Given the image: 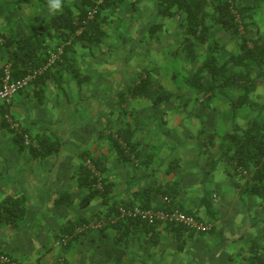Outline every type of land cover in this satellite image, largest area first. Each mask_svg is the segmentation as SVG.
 Segmentation results:
<instances>
[{
	"label": "crops",
	"instance_id": "obj_1",
	"mask_svg": "<svg viewBox=\"0 0 264 264\" xmlns=\"http://www.w3.org/2000/svg\"><path fill=\"white\" fill-rule=\"evenodd\" d=\"M133 1L140 10L145 9L144 15L153 16L155 0ZM246 2L253 8L256 27L250 36L264 38V1ZM11 4L9 8L0 4V33L11 34L13 39L24 31L33 35L50 16L45 8L39 11ZM164 22L159 43L179 47L173 37L165 39L174 24ZM129 23L124 22L122 36L117 39L135 41L139 32L130 23L133 31L127 33ZM148 25L143 22L144 31ZM212 36L223 47L219 60L238 51L229 33L216 28ZM141 38L147 44L152 40ZM107 44L115 50L118 47ZM86 48L78 42L64 62L41 73L26 90L0 105V203L23 198L26 208L15 228L0 224V255L14 264H251L255 247L264 249V231H257L264 228V201L241 193L240 175L232 164L219 159L208 135H221L234 123L243 126L264 114V85L251 95L255 106L250 108L233 111L220 96L205 107L186 82L192 69L184 67L183 58L160 50V54L150 52L149 59V51L144 49L146 55H138L142 67L149 65L146 69L154 75L153 81L164 89L165 79L173 80L172 85L177 86L173 85L170 94L176 97L155 106L150 95L122 104L119 95L138 82L134 72L128 74V83L112 80L108 85L102 82L103 71L96 69L93 58L85 56ZM8 54L0 46V85ZM80 58L83 69L77 65ZM160 64L166 69L160 70ZM192 103L199 108H192ZM5 114L18 124V131L3 122ZM217 119L221 126L216 125ZM205 124L208 126L203 129ZM127 125L136 130L133 148L115 137ZM176 129L177 135L172 134ZM21 132L34 149L22 145L17 136ZM48 145L54 149L45 152ZM90 160L98 163L94 188L100 189L103 180L105 196L86 202L89 192L80 184L79 174L82 168H89ZM163 192L174 197L176 206L210 223L211 231L179 233L171 226H149L141 221L128 224L108 217L112 208L141 203L144 196L149 199V209L154 210ZM104 217L109 223L72 235L66 245H60L78 226Z\"/></svg>",
	"mask_w": 264,
	"mask_h": 264
},
{
	"label": "trees",
	"instance_id": "obj_2",
	"mask_svg": "<svg viewBox=\"0 0 264 264\" xmlns=\"http://www.w3.org/2000/svg\"><path fill=\"white\" fill-rule=\"evenodd\" d=\"M127 1L63 0V10L55 15L50 14L45 21L42 20L38 30L33 32V35L30 34L31 32L26 33L24 31L25 34L22 33L21 37L13 39V35L1 32L0 46L5 47L9 52L6 63L11 78L19 79L23 73L25 75L40 69L43 72H48L64 62L69 51L78 42L87 46L94 43L98 44L106 34L104 29L101 30V27L107 23L108 18L116 15L120 11L119 9L128 5L129 1ZM16 2L17 8L27 6L37 8L39 11L43 8L48 10V0H17ZM130 4L132 7L135 6L134 1H131ZM153 10V16L148 22L146 31H142V35L146 36L147 39H152L153 43L149 41V46L165 50L164 43H159L158 35L163 31L164 21L174 24L171 33L166 32L168 35L165 39L169 40L173 37L174 40H178L179 47L175 45L170 53L174 56H180L178 58L180 60L183 58L184 67L192 69L186 78V82L194 90L196 100H200L202 106L207 107L219 96L229 103L233 111L255 106L251 100V95L259 85H264V38L259 34L255 38L250 36L254 30L256 31V27L252 15L253 8L246 0H155ZM90 13H92L91 18L89 17ZM2 14L3 12L0 11V15ZM216 28L229 33L232 40L238 45V51L224 60L218 58L223 47L212 36L213 30ZM145 49L149 50L148 48ZM52 54H59L58 59L48 66ZM5 68L1 69L2 78ZM141 75L136 84L127 88L121 94L122 96L119 95L122 104L129 101L127 97L138 102L147 99L150 95V101L154 106L170 102L174 99L173 97H176V95L165 90L162 85L153 81L151 70L145 69ZM40 76L41 74L32 83L41 78ZM260 114V117L250 119L243 126L234 123L230 130L221 135L209 134L208 143L213 150L218 152L219 159L232 164L240 175L241 193L248 197H256L263 202L264 114ZM3 122L6 123L4 119ZM21 133L23 134L17 136L21 138L23 145L22 135H25V132ZM134 133L136 130L127 125L120 128L115 137L118 141L122 140L126 145H130L129 148H133L131 142H133ZM29 148L34 149L32 144ZM43 149L48 152L54 148L53 145H48L47 148ZM89 163V168H82L79 174L80 184L87 187L89 192L85 199L86 202L94 196H105V185H103L101 178L102 186L100 189L94 188L98 183L95 174V171H98V163L92 162V160ZM167 194V196H164L165 192L161 194L162 201L154 210L178 209L184 214L194 217L197 221L207 223L176 206L174 197L169 193ZM163 199L168 200L169 205H166ZM119 207H138L142 210H148L149 199L144 196L141 203L112 208L109 218L115 219L117 222L127 221L128 224H133L139 221L119 218ZM25 214L26 208L23 198H8L0 203V224H9L15 228L23 220ZM108 217L102 218L103 220L98 219V222L101 224L109 223ZM162 226H171L179 233L191 232L180 226ZM73 229L74 227L67 232L70 233ZM255 248L256 251L251 257V264H264V249H260L262 247L258 248V246Z\"/></svg>",
	"mask_w": 264,
	"mask_h": 264
},
{
	"label": "rangeland",
	"instance_id": "obj_3",
	"mask_svg": "<svg viewBox=\"0 0 264 264\" xmlns=\"http://www.w3.org/2000/svg\"><path fill=\"white\" fill-rule=\"evenodd\" d=\"M12 1L14 3H17L16 2L17 0H0V4L4 8H9L12 5L11 4ZM128 1H129L128 5H125L126 7L123 6L122 9H119L120 11H118L116 13V15H114L113 17L108 16L111 18V22H110V18H108L107 23H105L101 27V30L104 29L105 33H106L105 36L101 39V41L98 44H96V43L92 44V46L88 45V46H90V48L88 47L89 49L88 48H86L87 50L85 49V51H86L85 56H89V57L93 58V62L95 63V65H97L96 69L103 71L102 82H105L108 85L110 84V82L112 80H113L112 82H115L116 84L120 83L121 80H122V82L128 83L129 82V76L131 75L130 71L134 72V75L136 76L134 78V81L135 80L138 81L137 77L139 78V76L141 75V74H139V72H141L142 69L144 70V69L149 67V65H145L142 67V58L138 57V55L140 53H141V55L142 54L146 55L145 52L142 53L145 48L149 49L148 50L149 54H150V52H153L155 54H160V49H156L155 46H149L148 44H150V43L147 44L145 42H142V38L140 39V35L142 36V32L140 33V26H142V31H143V28H144L143 22L148 23L150 20L149 18L151 16L150 15H147V16L144 15V13H142V12H145V9H143V8H142V10H140L136 5L133 7L130 6L131 5L130 2L133 0H131V1L128 0ZM24 7H27V6H23V8ZM151 7L154 8V5L152 4ZM141 14H142V18H141ZM124 15H125V17H124ZM126 20H129L130 23L133 24L135 26V28L137 29V31L139 32V34L136 37L134 42H132V40L126 42L124 38L117 39V36L118 37L122 36L121 30L123 29V27H124L123 25H125L124 22H126ZM130 23L127 25V27L125 26V28H128L127 33H132V31H133L134 26L131 27L132 25ZM130 29H131V32L129 31ZM124 37L128 38V34L124 35ZM114 38H116V40ZM106 42L107 43L109 42V44L115 43L116 46H118V47H115V45H112L113 47L116 48V50L114 48H109L108 44L106 45ZM123 43L126 46H124ZM143 43H145V46L141 45ZM167 45L168 46H166V42H165L164 43L165 51L172 52V50L175 48V45L172 46L170 43ZM91 54H92V56H91ZM148 57H149V59H151V54L148 55ZM147 64H149V61L147 62ZM77 65L79 67H81V69H83V67L81 65V58L78 61ZM162 65L163 64H160V67H159L160 70L162 68L165 70L166 66L163 67ZM94 68H95V66H94ZM105 70H108V71H105ZM128 74H129V76H128ZM154 78L155 77L153 75V79ZM154 81H156V80H154ZM172 81L173 80H171V79H165L164 87L166 88L165 90H167L168 92L173 91L172 90L173 85H174V87L177 86V84H175V83L172 85ZM124 89L125 88H122V90H124ZM124 91H126V89ZM127 99H129V101H132V100H130L131 99L130 97H127ZM218 100L222 101L221 99H218ZM82 102L86 103L85 101H82ZM210 104H211V102L209 103V105ZM190 106L192 108H194V106H197V108H199V105H197L196 103H192ZM184 108H185V106H184ZM247 116L250 117L249 111H247ZM201 120H203V119H201ZM219 120L220 119H217L215 123H216V125L221 126ZM199 126H200V124H199ZM207 126L208 125L205 124V126H203V129H205ZM177 133H178V129H176L175 132L172 134L177 135ZM180 135H182V134H180ZM198 136H199L198 139L201 140V135H198ZM203 145L204 144H202L201 147H203ZM27 146H29V145H27ZM208 193H210V192H208ZM262 230L264 231V228H259L257 231L259 232ZM252 233H256V232H252Z\"/></svg>",
	"mask_w": 264,
	"mask_h": 264
},
{
	"label": "built area",
	"instance_id": "obj_4",
	"mask_svg": "<svg viewBox=\"0 0 264 264\" xmlns=\"http://www.w3.org/2000/svg\"><path fill=\"white\" fill-rule=\"evenodd\" d=\"M89 17H92V13L89 14ZM59 54H52L50 60L48 62V66L53 64L58 59ZM43 70H36L32 72L26 73L23 77L19 79H12L9 73L8 66L4 69L3 72V80L0 85V105L9 103L18 93H21L23 90H26L35 78L41 74ZM4 120L9 124V127L18 131L19 126L17 123L13 122L10 115H4ZM22 139L25 145H31L29 138L27 135H22ZM90 166V163H87ZM244 173V172H243ZM245 174V173H244ZM100 187V185H99ZM163 202L166 205H169V201L163 199ZM118 216L120 219H132L141 221L149 226H153L156 224L160 225H173L184 227L188 231L194 233H206L211 231L212 225L210 223H203L197 221L194 217L184 214L182 211L178 209H168V210H142L138 207H119L118 208ZM102 224L100 222H91L84 223L73 231L72 234L66 235L60 242V245H66L68 239L73 236H80L83 233L100 228ZM0 264H14L11 262L9 258L6 256L0 255Z\"/></svg>",
	"mask_w": 264,
	"mask_h": 264
},
{
	"label": "clouds",
	"instance_id": "obj_5",
	"mask_svg": "<svg viewBox=\"0 0 264 264\" xmlns=\"http://www.w3.org/2000/svg\"><path fill=\"white\" fill-rule=\"evenodd\" d=\"M63 0H48V11L55 15L63 10Z\"/></svg>",
	"mask_w": 264,
	"mask_h": 264
}]
</instances>
